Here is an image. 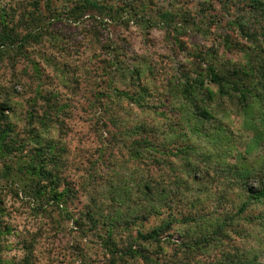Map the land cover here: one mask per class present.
<instances>
[{
	"label": "rangeland",
	"instance_id": "obj_1",
	"mask_svg": "<svg viewBox=\"0 0 264 264\" xmlns=\"http://www.w3.org/2000/svg\"><path fill=\"white\" fill-rule=\"evenodd\" d=\"M97 2L0 0V264H264V8Z\"/></svg>",
	"mask_w": 264,
	"mask_h": 264
},
{
	"label": "trees",
	"instance_id": "obj_2",
	"mask_svg": "<svg viewBox=\"0 0 264 264\" xmlns=\"http://www.w3.org/2000/svg\"><path fill=\"white\" fill-rule=\"evenodd\" d=\"M83 1V3H86V4H91L92 6H97L99 3L97 2V0H82ZM240 0H238V2H239ZM223 3H224V5L226 6V10H229L230 8H232V7H234L235 5H236V2H235V0H223ZM251 3H252V5H253V7H255L256 9H259V10H263V8H264V0H251ZM239 5V4H238ZM41 15H42V12H39L38 11V13H37V15H35V14H33V16H32V19H33V23H34V25H35V28H37V27H39V25L41 24V21H43V19H42V17H41ZM239 20H241V21H239V23L241 24L242 23V19H239ZM166 25H170L168 22H166ZM178 31H179V28H178V26H174V32H175V34H176V39L178 40V37H177V34H178ZM35 31H29L28 33L31 35V34H33ZM37 34V33H36ZM28 35V34H27ZM26 35V36H27ZM33 36V35H32ZM14 39V36L11 34V33H9V32H7L6 30H4L2 33H0V46L1 45H5L6 43H8V41L9 40H13ZM208 73H209V76H210V78H211V80L212 81H214V82H216V83H219L220 84V86H221V89L222 90H224V87H225V83H227V82H225V80H224V78L221 76V74L217 71V69L215 68V66H213V65H209L208 66ZM31 168H33L34 169V171H33V173L35 174V176L37 177V179H38V183H40V180L41 179H43V177L45 176V177H50L51 179H54V176H53V173H52V171L51 170H47V169H45V168H40V167H38V166H32ZM41 178V179H40ZM38 189H40V188H38ZM262 194H263V191H262ZM61 195V193H58V192H56V196H60ZM250 198H253L254 197V195H253V193H250ZM52 197H53V195H52ZM53 199H54V197H53ZM55 200V199H54ZM247 207V204L245 203L244 205H243V209H245ZM92 222V221H91ZM92 226H94L93 225V222H92ZM91 226V227H92ZM158 234H157V237L159 238V240L161 239V237L163 236V235H168V231H163V230H161V231H159V232H157ZM136 247V248H135ZM141 249V247L140 246H134V245H132V244H130L126 249H122V250H120L119 252H117V255H118V257H120L121 259H123V260H127V255H135V254H137L138 252H139V250ZM116 251H118V250H116ZM126 255V257H125V259H124V256ZM142 255H144V252H143V254ZM141 255V256H142ZM148 258H150V260H154V258L153 257H150V256H147ZM114 264V263H113ZM124 264H125V262H124ZM136 264H138V262L136 263ZM140 264V263H139Z\"/></svg>",
	"mask_w": 264,
	"mask_h": 264
}]
</instances>
